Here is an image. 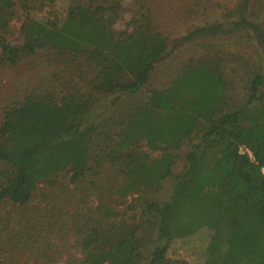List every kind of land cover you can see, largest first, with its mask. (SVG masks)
<instances>
[{"label":"trees","instance_id":"obj_1","mask_svg":"<svg viewBox=\"0 0 264 264\" xmlns=\"http://www.w3.org/2000/svg\"><path fill=\"white\" fill-rule=\"evenodd\" d=\"M57 1L0 0V77L12 74L0 211H28L3 223L0 264H188L168 256L170 245L203 229L205 264H264L262 66L248 65L241 101L229 94L236 80L222 50L151 88L168 50L154 0H136L133 29L121 32L123 0H69L51 18ZM160 143L156 158L142 151ZM172 176L170 195L158 198ZM129 198L138 214L126 220L117 208Z\"/></svg>","mask_w":264,"mask_h":264},{"label":"rangeland","instance_id":"obj_2","mask_svg":"<svg viewBox=\"0 0 264 264\" xmlns=\"http://www.w3.org/2000/svg\"><path fill=\"white\" fill-rule=\"evenodd\" d=\"M67 4L69 0H58L54 9H48L46 12H52L51 18H54L56 14L60 15ZM135 7H138L136 0H123V10L115 24L118 32L133 29L130 24L135 16ZM154 7L155 11L158 10L155 15L160 31L168 38V50L165 58L153 70L149 86L159 90L165 89L191 59L199 60L203 56L222 50L231 55L232 61L227 60L226 64L227 75L236 80V87L229 94H233L239 101L245 98L246 91L241 80L247 78L248 65L256 63L264 70V35L260 34V31H264V0H154ZM21 22L22 19L18 17L13 21L10 36L12 40L19 38ZM210 27H216L218 34L211 30L206 34L197 32L193 35L195 31ZM234 68L238 73L234 72ZM4 72L6 74L0 77V122L6 86L10 83L12 75L6 67ZM262 86L263 92L264 84ZM164 147L166 144L160 143L154 147L142 144V151L151 158H156ZM187 147L186 142L177 151L180 157L173 169L174 174L183 166L182 158L188 151ZM173 180L172 176L163 182L156 195L158 198H167L170 195ZM57 184V190L54 188V191H62L63 180L60 179ZM39 188L36 196L45 193L42 191L44 187ZM131 200L127 199L126 204L117 208L120 218L127 220L138 214L133 208H127ZM27 212L26 208H13L11 205L3 207L0 211V231L4 230V222L11 221L13 217L19 219ZM209 235L210 231L203 229L192 236L174 240L168 256L173 260H184L188 264H205L204 251Z\"/></svg>","mask_w":264,"mask_h":264},{"label":"built area","instance_id":"obj_3","mask_svg":"<svg viewBox=\"0 0 264 264\" xmlns=\"http://www.w3.org/2000/svg\"><path fill=\"white\" fill-rule=\"evenodd\" d=\"M239 152H240L242 155H248L249 157H252V153H251V151H250L247 147H245V146H241V147L239 148Z\"/></svg>","mask_w":264,"mask_h":264},{"label":"flooded vegetation","instance_id":"obj_4","mask_svg":"<svg viewBox=\"0 0 264 264\" xmlns=\"http://www.w3.org/2000/svg\"><path fill=\"white\" fill-rule=\"evenodd\" d=\"M213 32H216L215 30H213ZM218 32V31H217ZM216 32V33H217ZM212 33V32H211ZM206 34V33H205ZM218 34V33H217ZM260 34L263 36L264 35V31L262 30V31H260ZM262 88H263V86H262ZM262 92V91H261Z\"/></svg>","mask_w":264,"mask_h":264}]
</instances>
